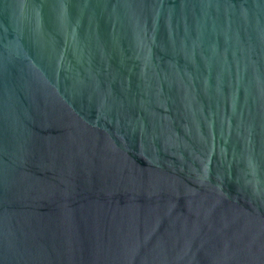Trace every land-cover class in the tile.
I'll return each instance as SVG.
<instances>
[{
    "label": "water",
    "instance_id": "water-1",
    "mask_svg": "<svg viewBox=\"0 0 264 264\" xmlns=\"http://www.w3.org/2000/svg\"><path fill=\"white\" fill-rule=\"evenodd\" d=\"M0 264H264V0H0Z\"/></svg>",
    "mask_w": 264,
    "mask_h": 264
}]
</instances>
